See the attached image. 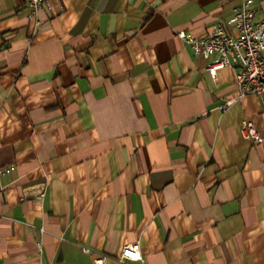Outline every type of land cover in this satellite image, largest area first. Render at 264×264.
Wrapping results in <instances>:
<instances>
[{"label":"crops","instance_id":"crops-1","mask_svg":"<svg viewBox=\"0 0 264 264\" xmlns=\"http://www.w3.org/2000/svg\"><path fill=\"white\" fill-rule=\"evenodd\" d=\"M241 1L0 0V264H264V94L177 37Z\"/></svg>","mask_w":264,"mask_h":264},{"label":"built area","instance_id":"built-area-1","mask_svg":"<svg viewBox=\"0 0 264 264\" xmlns=\"http://www.w3.org/2000/svg\"><path fill=\"white\" fill-rule=\"evenodd\" d=\"M44 5H48L47 0H28L31 17ZM252 5V0H242L233 8L230 19L215 24L207 35L193 37L182 31L177 33V37L195 55L207 61L205 70L212 80H217L218 70H233L238 98L264 94V16H258ZM228 28H232L234 34L229 33ZM231 103L229 101L221 108ZM240 130L244 138L254 145L263 141L248 120L242 122ZM84 252L88 250L84 249ZM117 260L119 263L128 261L145 264L138 243L124 246ZM104 261V258L98 257L93 260V264H104Z\"/></svg>","mask_w":264,"mask_h":264}]
</instances>
